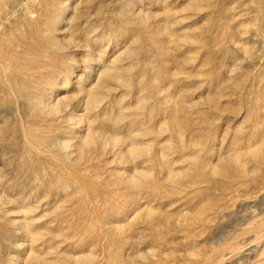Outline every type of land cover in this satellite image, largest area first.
<instances>
[{
  "label": "rangeland",
  "instance_id": "1",
  "mask_svg": "<svg viewBox=\"0 0 264 264\" xmlns=\"http://www.w3.org/2000/svg\"><path fill=\"white\" fill-rule=\"evenodd\" d=\"M0 40V264H264V0H0Z\"/></svg>",
  "mask_w": 264,
  "mask_h": 264
},
{
  "label": "bare ground",
  "instance_id": "2",
  "mask_svg": "<svg viewBox=\"0 0 264 264\" xmlns=\"http://www.w3.org/2000/svg\"><path fill=\"white\" fill-rule=\"evenodd\" d=\"M1 4H2V3H1ZM26 32H27V31H26ZM23 33H24V32H23ZM23 35H24V34H22V36H23ZM28 37H29V36H28ZM34 38H35V37H34ZM0 41H1V40H0ZM28 41H29V40H28ZM31 41H32V40H31ZM29 43H30V41H29ZM29 43H28V44H29ZM32 43H33V42H32ZM34 43H35V42H34ZM30 44H31V43H30ZM39 44H40V43H39ZM29 46H30V45H29ZM34 46H35V44H34ZM0 47H2V45H0ZM32 47H33V46H31V48H32ZM31 48H30L29 50H32ZM33 48H34V47H33ZM35 48H38V46L35 47ZM1 49H2V48H1ZM2 50H3V49H2ZM1 52H2V51H0V54H3V53H1ZM4 53H5V52H4ZM4 56L6 57L5 54H4ZM1 57H3V56H1ZM5 57H3V58H5ZM10 59H11V58H10ZM11 61H13V60L11 59ZM11 61H10V63H11ZM14 64H16V63H14ZM12 73H13V72H12ZM12 73H11V74H12ZM11 74H10L9 76H11V78H14V76L12 77ZM13 74H14V73H13ZM15 78H17V77H15ZM10 83H11V85H12L13 81L11 80ZM13 85H16V84H13ZM13 85H12V86H13ZM4 90H5V89H4ZM28 91H29V90H28ZM3 104H4V103H3ZM239 171H240V170H239ZM240 173H242V175H243V172H242V171H241Z\"/></svg>",
  "mask_w": 264,
  "mask_h": 264
}]
</instances>
